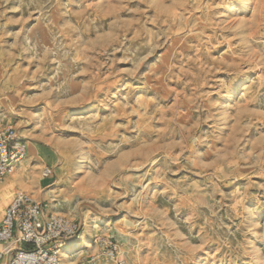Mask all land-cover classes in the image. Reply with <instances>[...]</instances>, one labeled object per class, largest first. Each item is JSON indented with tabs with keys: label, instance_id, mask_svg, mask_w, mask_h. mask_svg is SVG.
Here are the masks:
<instances>
[{
	"label": "rangeland",
	"instance_id": "obj_1",
	"mask_svg": "<svg viewBox=\"0 0 264 264\" xmlns=\"http://www.w3.org/2000/svg\"><path fill=\"white\" fill-rule=\"evenodd\" d=\"M8 127L64 264H264V0H0Z\"/></svg>",
	"mask_w": 264,
	"mask_h": 264
},
{
	"label": "built area",
	"instance_id": "obj_2",
	"mask_svg": "<svg viewBox=\"0 0 264 264\" xmlns=\"http://www.w3.org/2000/svg\"><path fill=\"white\" fill-rule=\"evenodd\" d=\"M28 142L13 127L0 130V183L13 176L27 158ZM55 171L46 166L44 179H52ZM81 223L61 215L48 213L47 207L32 195L16 192L0 221V264H64L63 251L82 239ZM116 247L110 243L103 253L114 259ZM96 260L81 259L75 264ZM119 264H127L121 260Z\"/></svg>",
	"mask_w": 264,
	"mask_h": 264
},
{
	"label": "bare ground",
	"instance_id": "obj_3",
	"mask_svg": "<svg viewBox=\"0 0 264 264\" xmlns=\"http://www.w3.org/2000/svg\"><path fill=\"white\" fill-rule=\"evenodd\" d=\"M241 85V84H240ZM237 91H238V89L237 88H235L233 91H232V93L229 95V97H228V99H234L236 96H238L237 95ZM223 102V101H222ZM84 162H85V160L82 158L80 161H79V163H78V165L79 166H82L83 164H84ZM86 163V162H85ZM27 180H30V178H28L27 177ZM23 180H21V179H17V184L18 185H20V186H22L21 185V182H22ZM28 184V183H27ZM13 190H14V187H13V185L11 186H9L8 188H6V189H4V190H1L0 191V214H1V211H2V208L4 207V206H6L7 204H8V202H9V200H10V198H11V193L13 192ZM89 243V242H88ZM76 244V243H75ZM67 248V247H66ZM63 252H65V255H66V258H68V260H71L72 258H74V259H77L78 258V256L80 255V252H79V250L78 249H64V251ZM65 259V258H64ZM68 262V261H67ZM70 262V261H69ZM67 264V263H66Z\"/></svg>",
	"mask_w": 264,
	"mask_h": 264
},
{
	"label": "crops",
	"instance_id": "obj_4",
	"mask_svg": "<svg viewBox=\"0 0 264 264\" xmlns=\"http://www.w3.org/2000/svg\"><path fill=\"white\" fill-rule=\"evenodd\" d=\"M48 210V209H47ZM49 213V212H48ZM50 214V213H49Z\"/></svg>",
	"mask_w": 264,
	"mask_h": 264
}]
</instances>
